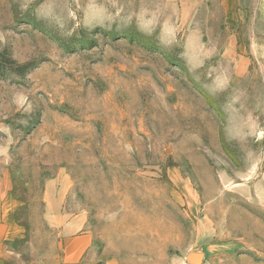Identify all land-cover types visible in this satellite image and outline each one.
<instances>
[{"label": "rangeland", "instance_id": "obj_1", "mask_svg": "<svg viewBox=\"0 0 264 264\" xmlns=\"http://www.w3.org/2000/svg\"><path fill=\"white\" fill-rule=\"evenodd\" d=\"M0 0V191L32 263L264 264V0Z\"/></svg>", "mask_w": 264, "mask_h": 264}, {"label": "crops", "instance_id": "obj_2", "mask_svg": "<svg viewBox=\"0 0 264 264\" xmlns=\"http://www.w3.org/2000/svg\"><path fill=\"white\" fill-rule=\"evenodd\" d=\"M225 0L224 4H229ZM17 201L4 191H0V264H115L96 261L95 246L90 232L83 230V222L78 218H68L60 223L59 212L49 206L48 222L50 226H58L61 239L52 254H45L29 263L17 244L21 237V226L14 220L13 211Z\"/></svg>", "mask_w": 264, "mask_h": 264}, {"label": "water", "instance_id": "obj_3", "mask_svg": "<svg viewBox=\"0 0 264 264\" xmlns=\"http://www.w3.org/2000/svg\"><path fill=\"white\" fill-rule=\"evenodd\" d=\"M188 260L193 264H201L203 255L201 253L193 252L189 255Z\"/></svg>", "mask_w": 264, "mask_h": 264}]
</instances>
